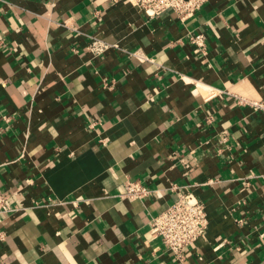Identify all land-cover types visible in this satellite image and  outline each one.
<instances>
[{"label": "crops", "instance_id": "0c3cea01", "mask_svg": "<svg viewBox=\"0 0 264 264\" xmlns=\"http://www.w3.org/2000/svg\"><path fill=\"white\" fill-rule=\"evenodd\" d=\"M233 96L264 100V0H0V264H264V111ZM183 193L208 226L178 261L149 222Z\"/></svg>", "mask_w": 264, "mask_h": 264}, {"label": "built area", "instance_id": "2783aa9c", "mask_svg": "<svg viewBox=\"0 0 264 264\" xmlns=\"http://www.w3.org/2000/svg\"><path fill=\"white\" fill-rule=\"evenodd\" d=\"M148 18L159 17L166 12H172L177 19L184 21L195 15L205 0H126ZM188 42L193 51L206 55L205 36L202 33L188 34ZM112 45L95 37L90 39L87 50L95 57L101 56ZM214 93L210 94V98ZM239 104H245L254 109L264 111L263 101H251L240 96H233ZM176 187L173 185L172 190ZM152 191L142 186L138 181H127L123 185L120 197L127 199H144L152 195ZM5 200L0 196V215L8 212ZM208 220L202 203L191 193L179 194L163 211L150 219L149 233L151 237L161 241L166 251L180 261L183 250L196 240L202 239L207 230Z\"/></svg>", "mask_w": 264, "mask_h": 264}]
</instances>
